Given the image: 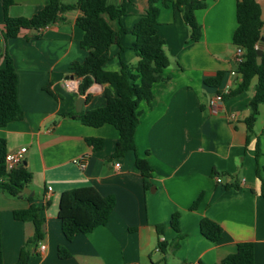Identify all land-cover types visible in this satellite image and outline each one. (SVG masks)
<instances>
[{
    "label": "crops",
    "instance_id": "crops-1",
    "mask_svg": "<svg viewBox=\"0 0 264 264\" xmlns=\"http://www.w3.org/2000/svg\"><path fill=\"white\" fill-rule=\"evenodd\" d=\"M76 1L61 0L63 4ZM205 1L206 7L194 13L201 29L197 42L189 40V29L178 9L171 3H157L156 32L164 42L169 66L163 71L167 80L152 86L150 104L139 105L136 154L152 169L151 188L145 189L134 153L112 156L118 139L114 127H88L61 116L76 112L79 97L83 98L79 112H86L104 106L105 89L115 94L113 84L93 83L85 102L77 90L64 86L66 80L79 84L70 65L82 63L87 56L79 47L83 32L75 25L79 10L65 12L64 21L48 26L38 39H32L35 31L22 30L4 42L0 0V68L7 53L17 75V102L23 112L20 121L0 128V138L6 141L7 153L26 148L24 167L32 177L27 192L17 198L0 189L3 264H15L34 234L32 219L13 218L14 211L30 204L37 209L41 239L27 264H221L240 243H251L254 263L264 264V103L258 107L247 140L245 119L256 79L240 94H224L226 87L231 92L241 82L230 74L237 69L232 44L237 0ZM122 2L121 19L107 20L112 30L127 31L121 36L122 50L116 45L109 48V60L103 66L108 72H119L120 60L136 64L130 31L148 8V0H107L114 7ZM256 2L263 34L264 0ZM46 4L47 0H13L7 14L30 18ZM218 74H222L219 85H207ZM216 94L224 95L217 113L212 114L208 103ZM87 138L102 139V149L92 151ZM76 160L84 167L74 164ZM88 186L103 197L113 196V211L105 226L65 242L57 218L60 195ZM175 213L178 233L171 227ZM204 218L221 228L218 242L202 236L199 223ZM159 242L164 244L163 251ZM59 246L68 250V259L58 257Z\"/></svg>",
    "mask_w": 264,
    "mask_h": 264
},
{
    "label": "trees",
    "instance_id": "trees-1",
    "mask_svg": "<svg viewBox=\"0 0 264 264\" xmlns=\"http://www.w3.org/2000/svg\"><path fill=\"white\" fill-rule=\"evenodd\" d=\"M171 3L181 13L184 24L189 29V40L197 42L201 36L200 26L195 21L194 13L206 7L205 0H148V8L134 25L130 33L134 36L131 50L137 57L135 65H130L120 60L119 72H108L103 69L109 60V48L120 46L121 36L127 31L120 28L114 31L107 20H120L125 13V4L122 2L114 7L107 4V0H77L73 4H63L61 0H47V4L30 18H11L7 11L13 0H2L4 26L1 36L4 42L16 38L22 30H34L32 39H38L48 26L62 23V15L78 9L80 16L75 25L83 32L79 47L87 52L82 63L74 62L70 71L79 79L77 94L85 97L87 90L93 83L104 85L113 84L115 94L104 90L105 104L101 108L76 113L71 111L62 114V117L80 122L84 126L99 128L111 125L118 132L113 157L123 156L127 151L134 153V165L143 178L145 189L151 188L150 178L152 169L145 159L136 154L134 134L140 115L141 102L150 104L152 100V86L165 82L163 71L169 66V60L164 51V42L156 32L159 8ZM237 26L232 35V44L243 51L244 61L237 67L241 82L228 96H233L246 91L253 79H256L254 95L248 104L249 115L245 119L247 140L253 133V125L258 113V107L264 103V51L261 62H256L257 46L262 36L261 8L256 0H237L235 7ZM222 74L213 80L207 81L209 86H218ZM226 97V96H225ZM23 112L17 102V75L12 59L4 54V65L0 68V128L14 121H20ZM86 144L92 151H100L103 147L102 139L87 138ZM258 154V149H257ZM6 141L0 138V189L9 197H19L28 183L31 174L21 165L13 170H8L6 165ZM258 173V168L256 167ZM264 196V193H263ZM198 201V200H197ZM197 201L192 205L196 206ZM115 199L113 196L103 197L91 186L74 188L63 191L59 198L57 218L60 222L61 232L65 242H71L77 235L86 234L99 226H105L113 211ZM37 209L30 204L25 210L13 212L17 221L32 219L34 234L27 239L19 253L15 264H27L29 257L34 253L37 243L41 239V222L37 219ZM171 227L178 233V214H173ZM199 229L203 237L216 243L221 239V228L209 219H202ZM163 251L164 244L158 243ZM177 247L173 245V249ZM60 259H68L70 254L64 246L57 249ZM0 264L2 261L1 232H0ZM221 264H255L253 260V245L240 243L236 252L222 260Z\"/></svg>",
    "mask_w": 264,
    "mask_h": 264
},
{
    "label": "built area",
    "instance_id": "built-area-1",
    "mask_svg": "<svg viewBox=\"0 0 264 264\" xmlns=\"http://www.w3.org/2000/svg\"><path fill=\"white\" fill-rule=\"evenodd\" d=\"M243 61H244L243 51L240 48H236L235 54L233 56V64L237 68L240 64L243 63ZM230 74L234 77L238 76L241 78V76L237 72V69L235 71H231ZM64 86L66 88H68L69 90L73 91V90H77L78 84H77V81H75V80H72V81L66 80ZM229 93H230V88L226 87L224 90V94L227 95ZM224 94H216L209 101L208 108L212 114L217 113V105L222 102ZM25 152H26V148L23 147L14 153H7L6 158H5L7 169L13 170V169L21 166L23 163V158H24ZM74 164L78 165L80 168L84 167V163L81 160H76L74 162ZM116 166H118V164H116ZM215 181L217 183H221V178L216 177ZM49 190H50V188H48V191ZM40 249L43 250L44 246L40 245Z\"/></svg>",
    "mask_w": 264,
    "mask_h": 264
},
{
    "label": "water",
    "instance_id": "water-1",
    "mask_svg": "<svg viewBox=\"0 0 264 264\" xmlns=\"http://www.w3.org/2000/svg\"><path fill=\"white\" fill-rule=\"evenodd\" d=\"M34 31V30H31ZM264 46V33L262 34L261 38H260V42L257 46V51H256V62L257 64H260L261 62V56H262V49ZM82 102H83V98L79 97L76 101V112H79L82 106ZM22 165H25V162L22 163ZM24 192H27V188L23 190Z\"/></svg>",
    "mask_w": 264,
    "mask_h": 264
}]
</instances>
